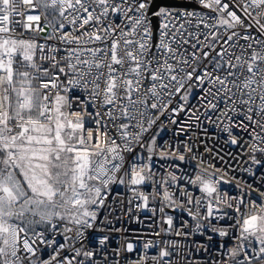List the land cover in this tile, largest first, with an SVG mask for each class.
I'll return each mask as SVG.
<instances>
[{"label":"snow or ice","instance_id":"snow-or-ice-1","mask_svg":"<svg viewBox=\"0 0 264 264\" xmlns=\"http://www.w3.org/2000/svg\"><path fill=\"white\" fill-rule=\"evenodd\" d=\"M152 2L0 0V264H98L97 251L88 250L84 240L90 230H105L97 229L95 222L113 185L128 187L132 193L125 215L132 213L133 204L137 210L156 214L157 209L149 207L151 197L160 204L162 223L168 226L162 231L173 230V218L165 213V208H171L186 212L196 222L194 232L230 238L231 247L220 243L226 258L217 264H264V190L242 177H229L214 165L205 166L195 154L187 157L185 153H193L190 143L183 144V151L162 148L159 156L195 160L193 173L178 176L166 170V176L157 179L150 162L160 146L155 136L147 144L142 140V134L166 111L191 112L190 119L199 122L203 108L207 121L226 134L225 143L240 145L234 130L247 132L251 165L264 166L256 156L264 155V39L258 38L264 37V0H198L208 10L202 14L160 6L151 12L160 20L155 43L149 16ZM38 8L50 9L57 17L56 24L46 25L52 33L45 39L55 38L63 47L17 37L14 25L45 31L31 23L39 21L40 15L28 14ZM16 16L26 19L16 20ZM192 17L197 29L208 30L201 33L203 41L186 27ZM241 40L246 43L241 45ZM185 45L194 49L190 55L185 54ZM19 66L26 70L20 71ZM75 89L87 93L96 109L87 113L95 129L85 128L84 112L70 111L74 102L83 105ZM195 89L203 95L196 96L200 103L191 106L189 97ZM174 103L176 107H171ZM151 110L159 115L153 116ZM237 115L243 118L237 120ZM105 116L128 121L119 125L121 143L108 134ZM130 127L139 131L131 133ZM136 146L146 148L149 163H138L143 159L138 155L125 168L124 153ZM179 167L173 164L169 169ZM240 171L256 175L251 166ZM147 182L152 184L149 193L139 189ZM221 184L231 185L238 194L222 190ZM191 189L203 195L195 196ZM115 195L121 202V194ZM185 226L187 221L181 228ZM107 230L127 232L114 226ZM191 234L175 230L176 236ZM108 241V235L97 238L102 248ZM142 247L144 255L133 264H146L149 259L154 264H172L170 249L181 246L169 241L151 257L147 250L158 246L145 241ZM197 247L208 251L204 244ZM136 249L122 237L113 251L119 256Z\"/></svg>","mask_w":264,"mask_h":264},{"label":"built area","instance_id":"built-area-1","mask_svg":"<svg viewBox=\"0 0 264 264\" xmlns=\"http://www.w3.org/2000/svg\"><path fill=\"white\" fill-rule=\"evenodd\" d=\"M154 1V0H153ZM181 1H189L195 3L198 7H173L167 6L179 11L181 8L186 9L188 11H196L198 14H202L207 12V9H203L200 7L198 0H181ZM228 2V0H225ZM153 3V2H152ZM151 8V7H150ZM149 8V16L151 17ZM28 14L31 15H40V20L31 22L35 27L37 24L40 27H45L44 32L26 30L19 25H14L16 27V35L18 38H23L25 40H34L38 44H44L47 46H58L63 47L59 44V42L53 38L51 40H46L45 38L52 33L51 27H46L49 24H56L57 17L52 13V10H43L42 8H38L36 10H28ZM209 15H214V13H209ZM16 20L24 21L26 18L21 16H16ZM191 25H186L189 31L193 32L196 35H200L201 41H203V35L201 33H206L208 30L201 26L199 29L196 27V18L192 17ZM158 22L160 20L158 18ZM66 25V29L68 30ZM152 31L155 34V25L152 19ZM252 34L254 36L257 35L256 31L253 30ZM260 39H264V37H258ZM158 39V33L156 36H153V43H155ZM195 40H192V43H195ZM246 42L241 40L240 44L244 45ZM187 48L186 55H190L194 49L190 47V45H185ZM227 47V46H225ZM236 54H240L239 49H235ZM199 55V53H197ZM40 53L37 52V62L40 63L39 60ZM19 59V58H18ZM44 66H47V62H43ZM203 63H207V61L202 62L201 67H203ZM118 67V66H117ZM20 71L26 70L23 66H19ZM63 80L64 77L62 76ZM37 83V82H34ZM6 87V85H5ZM76 95H79L83 100V105H80L76 102L73 103V107L70 111H81L84 112V123L85 128H96L94 122H91L90 117L87 113H94L96 109H94L88 102L87 93H85L82 89L73 90ZM69 97L73 95V92L68 93ZM203 93L199 89H195L193 95L189 97L190 105L196 106L200 103L196 99V96H202ZM259 104V100L256 102ZM171 107H176L174 103ZM223 107V105H221ZM101 111H105L101 109ZM153 116L159 115L156 110H151ZM199 115L201 117L200 121L197 122L194 117H191V112H181L178 115L172 113L170 110L166 111L163 115H159V119L157 122L151 127V129L142 134V140L145 144L151 142L153 136L156 137V144L160 147L157 148V152L153 155L152 161L150 162L153 166L154 171L157 173V179L160 176H166V170L174 171L178 176H184L185 173L192 174L194 167L197 161L192 160L191 162L185 161L180 162L179 160H174L171 157L168 158H160L159 151L162 148H166L167 146H171L173 149H179L183 151V144L190 143L193 148V153H185L187 157H191L195 154L201 160L205 162V166L214 165L215 168L226 170L228 172V176H237L242 177L243 180L247 181L250 184H253L255 188H259L260 190H264V166L261 165H251V161L249 160L250 152L247 151V144L251 142V138L247 132H244L239 129L234 130V134H236L240 138V145H231L230 143H225L227 139L226 134L220 132L213 124L209 123L205 117V112L203 108H200ZM242 116H235V119L240 120ZM175 119L177 123L173 124L170 121ZM105 120L108 123V134L111 135L114 139H116L117 143H121L120 139V129L119 125L122 123H127L128 121L124 119H117L112 121L105 116ZM132 124H135L136 121H132ZM115 125V126H113ZM161 126L163 128L161 129ZM184 128L183 132H180L181 128ZM129 132L135 133L139 131L138 128L130 127L128 129ZM259 131V129H257ZM159 133V135H157ZM206 149H211L212 151H207ZM217 153L220 156H224V160H220L218 158ZM231 153L232 156L228 154ZM142 156L143 159L137 161L138 163H149L147 160V150L146 148H140L139 146L135 147V150L131 153H124L125 156V164L124 167L128 168L129 165L136 160L137 156ZM257 159L264 161V155L260 153H256ZM179 165V168H171L170 165ZM252 167V171L256 173L255 176H252L250 173L240 171L241 169ZM20 178V177H19ZM184 181H181L183 184ZM222 190L228 191L232 195H236L237 190L231 185L221 184ZM190 188V186H189ZM141 191L145 193H149L152 191L151 182H147L144 185L139 186ZM193 195L202 196L196 189H191ZM119 192L121 195L119 200L121 202H117L116 193ZM132 196V193L129 191L128 187L125 186H112V193L108 196L105 206L100 208L98 211V219L95 222L96 228H104V231L98 230H90L89 233H86L87 238L84 240V246L88 250H96L97 254L94 259L98 262V264H133L134 261L138 260L141 255H144L143 243L145 241H152L153 244L158 247L150 248L147 250V255L151 257L152 255H158V251L160 247H164L165 244L169 241H176L181 246L178 249H170L173 252L172 257L170 258L172 264H217V262H221L226 258L225 253L219 249L220 243L226 244L227 247L232 246V240L230 238H220L218 236L213 235L212 233H207L206 235H200L193 231L195 226V221L192 220L191 217L187 215L186 212L181 211L179 209L173 210L171 208H165V213L168 216L173 218V230L172 231H162V229H166L168 226L162 223L163 214L159 213L158 209L160 204L158 202H153L151 197L149 199V207H154L157 209L156 214L149 211L148 209H140L137 210L133 204V211L130 215H125L128 204L127 201ZM252 198H256V193L252 194ZM135 203H139L136 201ZM112 221V225H107L105 218ZM138 218V219H137ZM166 218V217H164ZM187 221V226L181 228L182 222ZM215 222V221H214ZM114 226L115 228L127 229V232H109L107 230L108 227ZM180 229L184 233H192L189 236H176L175 230ZM159 233V235H157ZM104 235L109 236V241L105 247L99 246L97 242V238L102 237ZM208 235H212L213 239L209 241L207 239ZM122 237H127L130 242H133L137 249L136 251L129 252H121L119 256L115 255L114 249L119 248ZM138 237V239H137ZM58 240L62 241V237H57ZM204 244L208 247V251H204L199 249L197 245ZM79 246V245H77ZM105 256H107V260H105ZM146 264H154L150 259L146 262Z\"/></svg>","mask_w":264,"mask_h":264},{"label":"water","instance_id":"water-1","mask_svg":"<svg viewBox=\"0 0 264 264\" xmlns=\"http://www.w3.org/2000/svg\"><path fill=\"white\" fill-rule=\"evenodd\" d=\"M160 6H173V7H198L195 3L181 0H154L150 8V13L155 11ZM155 25V36L159 26L158 18L152 17Z\"/></svg>","mask_w":264,"mask_h":264},{"label":"rangeland","instance_id":"rangeland-1","mask_svg":"<svg viewBox=\"0 0 264 264\" xmlns=\"http://www.w3.org/2000/svg\"><path fill=\"white\" fill-rule=\"evenodd\" d=\"M17 87H19V85H17ZM20 179L23 181V177L21 176Z\"/></svg>","mask_w":264,"mask_h":264}]
</instances>
